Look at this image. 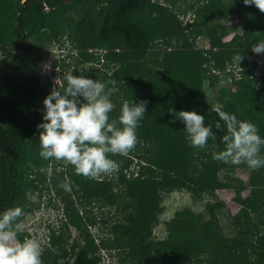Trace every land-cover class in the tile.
<instances>
[{"label": "trees", "instance_id": "obj_1", "mask_svg": "<svg viewBox=\"0 0 264 264\" xmlns=\"http://www.w3.org/2000/svg\"><path fill=\"white\" fill-rule=\"evenodd\" d=\"M227 2L206 0L194 9V20L183 24L171 7L152 0H0V52L7 59L0 69V211L20 206L23 216L18 223L23 221L30 211L28 194L47 187L50 165L51 182L67 179L78 188L77 200L121 205L117 211L122 218L108 228L111 238L95 245L84 233L69 251H45L43 264H100V249L114 252L116 260L110 264H264V168L253 171L245 164L213 159L214 153L224 150V130L213 128L215 138L209 137L202 149L190 146L183 123L173 122L168 112L169 108L194 110L208 124L218 119L212 107L223 105L238 119L254 123L264 137V83L263 88L258 85L254 64L247 60L252 45L264 37V13L242 0ZM46 9L59 13L57 28L49 29L56 19H50ZM229 15L241 19L242 33L225 42L220 21ZM65 33L82 53L83 63L94 59L88 50L105 49L103 57L115 68L100 78L107 82L106 89L116 88L110 118L118 117L125 100L148 102L135 148L126 155L108 154L118 165L115 182L77 175L72 165L62 161L65 167L56 170V160L39 156L38 134H34L41 122L42 101L52 90L41 78L40 63L48 46ZM198 36L209 43L208 51L195 47ZM238 54L242 59L236 64L233 57ZM211 62L232 83V88L219 91L214 105L203 89L206 79L211 85L217 81L216 76L206 77ZM59 65L65 69L63 63ZM33 139L36 144L29 158ZM133 153L137 171L127 176L124 171L133 163ZM238 169L249 171L247 197L241 196L246 189L243 182L226 174ZM114 185L123 192L114 191ZM223 189H234V201L240 206L232 217L240 234L232 238L221 237L217 228L224 204L216 192ZM173 191H186L193 201L209 198L204 207L207 219L185 208L165 223L166 237L155 241L152 227L162 195ZM63 201L60 233L56 234L53 222L48 224L49 248L50 244L63 248V228L68 223L82 233L87 226L77 223L73 202L67 197Z\"/></svg>", "mask_w": 264, "mask_h": 264}, {"label": "clouds", "instance_id": "obj_2", "mask_svg": "<svg viewBox=\"0 0 264 264\" xmlns=\"http://www.w3.org/2000/svg\"><path fill=\"white\" fill-rule=\"evenodd\" d=\"M246 6H255L264 13V0H242ZM65 48V47H64ZM64 48H57L58 64L72 58V52L63 54ZM66 50V48H65ZM68 50V49H67ZM252 51L264 53V40L252 45ZM75 56H73L72 59ZM241 54L233 57L238 64ZM264 63V60H263ZM58 81H60L58 83ZM58 87L42 101L41 122L38 130L39 156L44 160L54 159L70 164L77 175L96 178L112 173L117 163L108 154L126 155L138 143L137 129L146 113V100L134 102L125 100L116 118H110L115 107L112 89H106L104 82L91 77L74 75L72 72L55 81ZM223 105H214L211 111L218 119L205 124V117L194 110L169 108L173 122L184 125L186 140L190 146L202 149L209 137L215 138L216 130H224V150L213 154V159L231 165L245 164L255 171L264 168V137L257 126L247 120H240L234 113L223 110ZM40 171H47L41 168ZM65 191H71L68 183L61 184ZM23 216L20 206L0 211V264H43L41 243L36 238L17 239Z\"/></svg>", "mask_w": 264, "mask_h": 264}, {"label": "rangeland", "instance_id": "obj_3", "mask_svg": "<svg viewBox=\"0 0 264 264\" xmlns=\"http://www.w3.org/2000/svg\"><path fill=\"white\" fill-rule=\"evenodd\" d=\"M228 0H223L224 3H228ZM152 2L156 4L166 5L171 7L178 14V18L184 23H187L188 20L192 22L195 18L194 9L202 6L206 3V0H178L173 3V0H152ZM172 3V4H171ZM193 5V9H189V6ZM50 19L55 18L56 22L49 24V29L57 28L59 25V13L56 10L46 9L45 11ZM243 14L248 15V11H245ZM75 19H79L78 13L74 14ZM54 19V20H55ZM210 23H213L211 21ZM221 32L223 35V40L225 42L229 41L235 34L240 35L242 33V22L241 19L237 15H229L220 21ZM66 31V30H65ZM70 33V32H68ZM71 34V33H70ZM264 40L263 38L258 39L255 43ZM254 43V44H255ZM195 47L197 49H202L204 51H208L210 49L209 43L205 40L204 37L198 36L194 42ZM66 50H65V48ZM57 48H64L63 54L67 55L68 52H72V58L75 56V59H67L65 58L62 63L65 65V69L62 70L58 62L56 60L61 57H57ZM68 49V50H67ZM102 48H95L92 50H88V52L94 57L93 60L87 61L83 63L82 53L75 46V42L72 37L65 33L63 34L59 40H55L52 42L47 49L46 57L40 63L41 70V78L42 80H47L51 86L58 87L55 81L57 79H62L63 75H66L69 72H72L74 75L91 77L100 81V78L103 77V74L110 75L115 68L112 63H110L106 58L103 57L104 50ZM60 54V53H58ZM82 55V56H81ZM80 56V58H79ZM79 58V59H77ZM6 58L0 52V69L4 67L6 64ZM249 62L254 64V76H256V81L258 85L263 88L264 77L262 73H264L263 60L264 53L257 54L252 52V54L247 58ZM206 72V77L216 76L217 81L214 82L213 85L210 84L209 80L206 79L203 83V89L207 96V100L211 105L216 104V98L219 91L222 88H232V83L229 77H224L221 73L214 69L213 62L209 65ZM263 68V69H262ZM211 80V79H210ZM60 81H58L59 83ZM107 86V82H104ZM234 88V87H233ZM113 90L112 93L116 92V88L111 86ZM43 104V103H42ZM41 104V105H42ZM38 103V106H41ZM42 110V107L40 108ZM36 141L35 139L31 140L28 146V156L32 158L34 153ZM133 156V163L130 165L128 169L124 171V173L129 176L130 172H136L137 166L135 164L136 153L131 154ZM32 161V160H31ZM56 170H60L61 167H65L61 161H56ZM52 165L49 166V170L47 171V187L42 188L41 192L37 193H29V210L23 221L19 222L21 225V229L18 231L17 239L23 240L25 238H36L41 243L42 254L46 251L52 252L51 254H55L60 251V249H66L69 251V248L76 242L82 241L84 233H89L92 239L95 242V245L100 244V241L107 240L111 238V235L108 232V228L112 223L120 220L122 215L118 213L117 207L121 206L119 203L113 206H108L106 204H102L97 201H88L85 200H77V194H75V190L78 188L76 186L72 187L70 182L65 179L62 180L61 177L57 178L54 183L51 182L49 177V172ZM118 167V165H117ZM117 168L110 174L100 175L95 179L98 180H112L116 181ZM136 174V173H135ZM232 178L243 182L246 186V189L241 193L242 197H247L250 193L248 185L249 179V171L246 170H233L226 172ZM135 176V175H134ZM68 183L71 186V191H65L61 184ZM120 192L122 191L121 186L114 185V191ZM123 192V191H122ZM217 199L224 204L223 214L218 215L219 220L217 223L218 232L221 237L232 238L240 233L235 228L234 223L232 221V217L237 214L240 206L234 201V189H223L216 192ZM67 197L68 200L73 202V210L79 217H77V223H82L85 226L84 232H80L77 228L76 224L68 223L66 227L63 228V236L61 245L63 248H55L48 244V240L50 237L48 233V224L50 221L53 222L54 227H56V234L59 232V227L61 225L59 217L62 213L63 208V198ZM209 198L203 197L200 201H193L190 195L186 191H173V192H165L162 195V200L160 204L161 211L158 214L157 222L152 227V235L155 241H161L166 237L165 223L169 221L175 213L182 211L185 208H188L195 214H200L203 220L207 219V216L204 212L205 203ZM119 201V200H118ZM59 220V222L57 221ZM91 222V223H90ZM93 224V226H92ZM64 226V225H63ZM262 227L264 229V223H262ZM87 231V232H86ZM264 231V230H263ZM263 234V232H262ZM101 263L100 264H110L112 261L116 260L114 256V252L107 253L102 249L99 250ZM61 262V260L59 261Z\"/></svg>", "mask_w": 264, "mask_h": 264}, {"label": "built area", "instance_id": "obj_4", "mask_svg": "<svg viewBox=\"0 0 264 264\" xmlns=\"http://www.w3.org/2000/svg\"><path fill=\"white\" fill-rule=\"evenodd\" d=\"M53 87H55V86H52V89H53Z\"/></svg>", "mask_w": 264, "mask_h": 264}]
</instances>
